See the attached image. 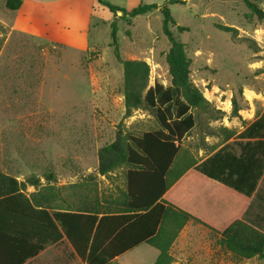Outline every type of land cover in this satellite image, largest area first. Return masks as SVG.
<instances>
[{"label":"rangeland","instance_id":"1","mask_svg":"<svg viewBox=\"0 0 264 264\" xmlns=\"http://www.w3.org/2000/svg\"><path fill=\"white\" fill-rule=\"evenodd\" d=\"M23 1V10L36 14L52 11L58 3ZM86 1H93L94 8ZM94 1L79 0L50 12L47 17L55 22L54 40L11 29L8 22L14 11L5 9V0H0V65L11 67V71L0 72V114L9 117L0 119V171L18 181L38 177L42 186L52 184L59 189L61 197L68 195L71 184L88 174L95 176L100 195L116 196L125 188L126 169L99 176L98 149L114 141L118 125L134 136L159 128L150 111L133 110L129 117L124 116L123 70L111 46L110 23L114 17ZM102 1L125 9L128 2L133 4L128 0ZM168 1L142 3L166 5L176 26L187 29L179 32L176 26L170 28L185 46L190 80L215 110L224 113L210 119L208 114L193 110L195 125L179 141L178 158L199 163L236 140L264 109V21L251 14L242 0H182L185 4ZM250 1L264 11V0ZM117 17L119 57L145 61L149 66L148 86L154 82L168 86L166 53L170 44L162 33L161 13L157 10L136 16L130 26ZM82 29L87 34H82ZM80 43L87 45L85 50L79 49ZM232 97L241 108L237 116L231 114ZM222 128L233 131L234 136L224 141ZM7 162L12 166H6ZM47 175H51L49 182L44 178ZM34 191L26 186L25 194ZM189 191H194L192 203L196 206L192 214L217 229L225 219L226 206L221 202H238L219 186L203 180L182 184L173 197L182 199ZM9 222L12 231L33 240L46 237L43 230L24 220ZM169 253L177 264L244 263L226 252L214 230L195 222L179 233ZM156 256L154 248L141 244L112 264H153ZM56 259L58 253L53 247L29 264H61ZM70 264L83 263L75 259Z\"/></svg>","mask_w":264,"mask_h":264},{"label":"trees","instance_id":"2","mask_svg":"<svg viewBox=\"0 0 264 264\" xmlns=\"http://www.w3.org/2000/svg\"><path fill=\"white\" fill-rule=\"evenodd\" d=\"M242 1L251 14L264 21L262 9L250 0ZM97 2L109 10L114 20L120 13L119 18L124 19L127 26L136 16L157 10L161 13L162 33L170 44L166 53L168 86L158 82L148 86V64L119 57L117 28L114 20L110 23L111 46L123 70L124 116L129 117L133 110L150 111L159 128L134 136L118 125L114 141L98 149L96 171L99 176L126 169L125 188L116 196L100 195L92 174L71 184L68 195L61 197L59 189L52 184L42 186L38 177L18 181L0 171V264H26L45 248L48 240L55 243L62 237L84 264H112L117 256L143 243L158 252L153 264H175L169 251L189 221L214 230L190 212L163 199L190 169L205 176L204 182L219 186L226 193H233L229 188L245 197L254 196L245 217L235 220L230 217V223L226 219L222 225L226 227L218 233L224 249L239 260L256 257L264 263V110L236 140L224 144L203 161H179V141L195 125L193 110L208 114L210 119L220 118L224 113L215 110L191 82L185 46L170 30L176 24L166 5L141 2L128 11L102 0ZM174 3L185 4V1H168V4ZM21 5V0L4 2L9 11H16ZM176 28L179 32L187 30ZM231 105L232 116H237L241 108L235 97ZM222 131L224 141L234 136L233 131L226 128ZM50 176L44 177L47 182ZM26 186L35 191L26 195ZM239 197L242 203L246 201ZM11 219L38 227L46 237L33 240L22 232L12 231Z\"/></svg>","mask_w":264,"mask_h":264},{"label":"crops","instance_id":"3","mask_svg":"<svg viewBox=\"0 0 264 264\" xmlns=\"http://www.w3.org/2000/svg\"><path fill=\"white\" fill-rule=\"evenodd\" d=\"M78 1L79 0H58V3H56L53 6V8L51 9L52 11L48 10V11L45 12V14H36L34 12H27V11L23 10L24 1L22 0L21 7L18 10L14 11V16L11 17L12 18L11 19V22L10 23L8 22V25L13 30H17V31L24 32V33L42 34V36H44V37H47L49 39L56 40L54 38L53 33H52V31H53L52 30L53 29L52 26L55 25L54 24L55 22L52 21V20H50L47 17V15L50 12L59 11L60 9L65 8L66 6H69L71 4H74V2H78ZM128 1H131V3H133L131 5L129 4L130 2L127 3L126 10H128V11L131 9L132 6H135V4L139 5L142 2V0H128ZM94 2H97V0H95ZM86 3L89 4V6H90L91 9L94 8V6H95L94 5L95 3H93V1H86ZM117 15L120 16V13H118ZM112 17H113V15H112ZM116 19H118V17ZM37 24H39L40 26L39 27H36ZM56 26L61 29V27L58 26L57 24H56ZM86 31H87L86 29H82V34H87ZM86 46L87 45L85 43H82V44L80 43L79 49L85 50ZM3 71H11V67H7V66L5 67V66L0 65V72H3ZM8 118L9 117H7V115L0 114V119H8ZM5 126H7V125H5ZM12 164H13L12 162H7L5 165L6 166H12ZM263 177H264V174H263ZM198 180H207V178L205 176L201 175L200 173L196 172L195 170L190 169L185 175H183L165 193V195L163 196V199H165L166 201H168V202H170V203H172V204H174V205H176V206H178V207H180V208H182V209H184V210H186V211H188V212H190L192 214L191 211H194L195 210V207H196L195 204L192 203L193 202L192 199L194 197V195H192V194H194V191H189L188 194H186L187 197L185 196L182 199H179L177 197H173V194L175 193V191H177L180 188V186L182 184H184L186 182L187 183H189V182L190 183H193L194 181H198ZM210 181H212L215 184H217V182H215L213 180H210ZM228 191H232L233 192V193H229V192H227V193L230 194V195H232V196H234L235 199L238 200V202L235 203V204H227V203L221 202L220 199H217V202L218 203L221 202V204H223V206H226L225 209H223L224 210V217H225V219H223L222 223H225V220L227 218H230V217H232V220H235V219H243L245 217V211L247 210L248 206L250 205L251 201L254 198L253 195L251 197H245V196H243L241 194H238L237 192H235V191H233V190H231L229 188H228ZM239 196H242L243 198H245L246 201L244 203H242ZM253 210L254 209H252V211ZM250 216H251V214H250ZM194 222L195 221H192V220L189 221L184 226V228H187L190 224H192ZM195 223H197V222H195ZM198 224L201 225V226H203L200 223H198ZM203 227H205V226H203ZM224 227H226V226H221L220 229H217L215 227H212V228H214V231L218 235L219 239H220V233H218V232L222 231L224 229ZM206 228L208 230H212V229H209L208 227H206ZM140 245H138V246H140ZM53 247H56L57 253H58V259H56V260H58V262H61V264H70V262L71 261H74L75 259H79L80 260V258L76 256V254H75L73 248L71 247V245L69 244V242L64 237H62L59 240H57V242L51 243V245H49V246H45V248L41 252H39L34 258L28 260L26 264H29L31 260L37 258L41 253L45 252L46 250L52 249ZM123 254H121V255H123ZM157 254H158V252H157ZM120 256H117L113 260V262L116 261V260H118V258ZM242 262H244L243 264H246V263L250 264L252 262H254V263L256 262V264L258 262H259V264H264L262 261H259L256 257L255 258H252V259H249V260H242ZM221 263H223V261ZM175 264H177V263H175Z\"/></svg>","mask_w":264,"mask_h":264}]
</instances>
